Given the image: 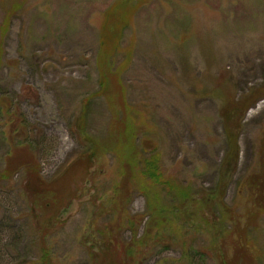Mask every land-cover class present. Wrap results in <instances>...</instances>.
<instances>
[{
	"label": "rangeland",
	"instance_id": "1",
	"mask_svg": "<svg viewBox=\"0 0 264 264\" xmlns=\"http://www.w3.org/2000/svg\"><path fill=\"white\" fill-rule=\"evenodd\" d=\"M263 85L264 0H0V264H40L46 219L27 186L31 164L63 187L46 229L52 264L230 263L254 207L245 183L259 161L264 96L241 114L237 161L222 97ZM28 136L36 149L20 145ZM90 143L105 148L95 156ZM154 154L191 193L176 210L162 185L140 177ZM256 221L248 250L263 253L264 212Z\"/></svg>",
	"mask_w": 264,
	"mask_h": 264
},
{
	"label": "trees",
	"instance_id": "2",
	"mask_svg": "<svg viewBox=\"0 0 264 264\" xmlns=\"http://www.w3.org/2000/svg\"><path fill=\"white\" fill-rule=\"evenodd\" d=\"M99 79H100V82H99L100 89L102 91L105 90L107 92L106 88L108 85L107 83L109 82V78L107 77L106 73L105 72L100 73ZM262 96H264V85L261 87H258L252 92L244 94V96L238 99H236L235 97L232 99H226L224 95L222 97L223 101H222L221 116L222 118L226 119L225 137L227 138L226 142L228 146L227 156L233 155V159H235L236 161L238 160V153H239L238 152L239 151V148H238L239 137L238 135H236L235 130H239L241 114H243V112H245L247 108L253 106V104L255 103V100L260 99ZM12 112H13L12 106L9 105L8 115L11 114ZM78 128H79L78 131L84 135L85 125L79 124ZM233 131H234V134H233ZM90 140H93V139H90L88 137L87 141H90ZM21 144L29 148L36 149L34 142L30 140L29 136L23 139V142L20 143V145ZM88 145L89 146L87 148V151L88 152L92 151L95 154V156L97 155L96 154L97 152L101 151L102 148H105V147H101L99 143H96V144L90 143ZM258 153H259V156H258L259 161H258V165L256 166L257 169L254 172L255 174L251 176L250 178H248V181L245 183V188L249 191L248 194L251 195L249 196V200L253 201V205H254V207L252 208L251 216L248 220V222L250 223H246L247 227L245 226L244 228L239 226V230H238L239 234L237 235V240H235L236 243H234L236 245L235 254L237 255V256H234L235 259H233L230 263L228 261L225 263L224 259H222L221 264H238L241 262V259L244 258V256L241 258L242 255H246L247 257L250 256V258L253 257V261H254L253 264H264V254H263L264 252L262 253L261 249L260 250L251 249V251H249L250 243L248 241V237L250 235L248 230L250 229V226L253 225L255 220L258 221L260 219V214L264 212V137H263L261 144H259ZM80 155H81L80 164L82 163V164L87 165V169H89L92 166L91 165V162H92L91 155L89 156V154L84 153V152L81 153ZM139 163L141 166L139 170L140 177H142L146 182H149L151 185H162L168 191L171 197V201L174 204V207H173L174 210H176V208L179 207L180 205L179 203H184L185 200H188L190 198L191 193H189L188 188L180 185L179 182H177L175 177L166 176L165 173L161 170V162H160V158L158 154L150 155V157L148 158L144 157L140 160ZM26 168L29 170L28 173H29L31 180L33 179V182H31L32 184L28 183L27 186L32 187V189L35 192V195L38 196L37 199L41 198L44 201V207L42 210H44L43 214H44V218L46 219V223L44 224L45 225L44 232H41L42 234L39 236L40 242H41L40 251L42 253L39 259L40 260L39 263L40 264H52V261H50V255H49V250H48L49 244L48 242H46L47 235H49L51 231H46V229L50 230L51 223L56 221L57 214L60 213L59 202H62V200H64L63 195H62L63 187H61V184L56 183L57 179L51 182L43 179L40 174L38 165L31 164L27 166ZM179 199H181V202L179 201ZM150 203L152 202L149 199V207H152ZM35 207L37 206L35 205ZM29 210H31V213L34 212V210L31 208H29ZM162 212H163V209L161 207H158L157 210L155 211V213H157L158 215L157 216L158 222L162 221L161 220L162 219L161 217H163L161 215ZM153 216H155L154 213H153ZM235 232L237 233V231ZM135 240H133L132 244L128 245L127 249L124 250V248L122 247L124 252H126L125 258L129 259V261L131 260V262L134 259V252H135V249L133 250V246L138 247L139 244L137 243L141 241L138 239H135ZM96 254H97L96 257H98L97 258L98 260L96 259L95 260L97 262L104 259V257H101V254H99V252H96ZM101 263L102 261L100 262V264ZM105 264H117V263L116 262H110V263L106 262Z\"/></svg>",
	"mask_w": 264,
	"mask_h": 264
}]
</instances>
